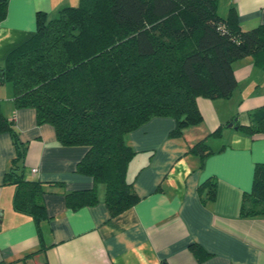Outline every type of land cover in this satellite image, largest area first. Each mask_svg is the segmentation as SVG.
I'll list each match as a JSON object with an SVG mask.
<instances>
[{"label":"trees","instance_id":"16d2710c","mask_svg":"<svg viewBox=\"0 0 264 264\" xmlns=\"http://www.w3.org/2000/svg\"><path fill=\"white\" fill-rule=\"evenodd\" d=\"M8 3L0 0V23ZM217 8V0H79L54 19L36 14L33 35L5 58L0 84L10 83L15 109H33L37 125L53 127L59 146L87 150L76 173L92 178L94 187L64 194L68 209L98 204V184L104 185L110 218L135 206L140 197L127 169L136 152L126 135L154 118H170L175 126L169 139L182 138L202 122L197 98L228 99L236 91V61L254 57L264 68V25L242 31L233 7L225 18ZM236 129L264 137V105L250 114L249 125ZM3 133L16 153L3 178L14 188L13 210L39 225L48 218L44 184L18 173L23 148L14 122L0 108ZM211 153L205 140L187 150L201 158ZM205 187L213 200L215 184L207 180L199 190ZM240 217H264V164L255 166ZM191 251L203 254L199 259L209 256L195 244Z\"/></svg>","mask_w":264,"mask_h":264},{"label":"crops","instance_id":"0c3cea01","mask_svg":"<svg viewBox=\"0 0 264 264\" xmlns=\"http://www.w3.org/2000/svg\"><path fill=\"white\" fill-rule=\"evenodd\" d=\"M217 1L221 18L235 9L242 31L264 25V0ZM78 3L9 0L0 23V68L8 53L33 35L38 12L51 19ZM255 60L232 65L238 87L230 98L196 99L202 122L185 129L182 138L169 139L175 126L170 118H154L126 135L136 152L127 181L140 200L115 218L103 203L102 184L95 186V206L66 207L64 194L94 187L92 178L76 173L87 150L59 146L53 127L37 125L33 109H15L10 83L2 85L0 108L14 122L24 152L18 173L44 184L48 218L37 225L13 210L14 188L3 178L16 153L10 136L0 134V264H264V217H240L255 166L264 164V137L236 129L249 125L250 114L264 105V68ZM220 127L221 136H211ZM201 140L212 153L187 154ZM207 180L215 184L213 200L206 187L199 190ZM193 244L209 256L199 259L203 254L194 255Z\"/></svg>","mask_w":264,"mask_h":264},{"label":"rangeland","instance_id":"374dc122","mask_svg":"<svg viewBox=\"0 0 264 264\" xmlns=\"http://www.w3.org/2000/svg\"><path fill=\"white\" fill-rule=\"evenodd\" d=\"M219 9H220V8H219ZM56 16H57V14H56ZM56 16H55V17H56ZM55 17H54V18H55ZM54 18H51V19H54ZM5 84H6V83L1 84L0 87H1L2 85H5Z\"/></svg>","mask_w":264,"mask_h":264},{"label":"built area","instance_id":"2783aa9c","mask_svg":"<svg viewBox=\"0 0 264 264\" xmlns=\"http://www.w3.org/2000/svg\"><path fill=\"white\" fill-rule=\"evenodd\" d=\"M32 172H33V173H36V170H33Z\"/></svg>","mask_w":264,"mask_h":264},{"label":"water","instance_id":"95a60500","mask_svg":"<svg viewBox=\"0 0 264 264\" xmlns=\"http://www.w3.org/2000/svg\"><path fill=\"white\" fill-rule=\"evenodd\" d=\"M228 127H231V124H229Z\"/></svg>","mask_w":264,"mask_h":264}]
</instances>
